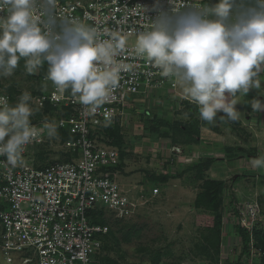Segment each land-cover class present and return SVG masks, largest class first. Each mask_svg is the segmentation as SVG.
I'll use <instances>...</instances> for the list:
<instances>
[{
	"label": "clouds",
	"instance_id": "9594fccd",
	"mask_svg": "<svg viewBox=\"0 0 264 264\" xmlns=\"http://www.w3.org/2000/svg\"><path fill=\"white\" fill-rule=\"evenodd\" d=\"M237 3L218 0L211 7L195 4L199 11L180 14L176 6L172 15L161 12L129 48V37L121 31L106 30L101 38L97 28L76 19L61 18L57 24L51 15L57 0H0V78L12 77L21 61L27 75L47 64L45 78L56 92L70 91L85 113L94 116L119 87L121 72L131 71L124 60L145 58L163 77L176 79L200 119L211 123L222 112L236 121L237 94L260 89L258 76L264 70V0H255V7L230 23ZM32 99L31 92L23 91L12 104L0 94L2 166L22 165L26 146L43 133L58 135L55 121L45 120L41 127L31 123ZM251 108L259 112L264 104L254 99ZM110 120L105 113V126ZM251 162L264 168V157Z\"/></svg>",
	"mask_w": 264,
	"mask_h": 264
},
{
	"label": "built area",
	"instance_id": "2783aa9c",
	"mask_svg": "<svg viewBox=\"0 0 264 264\" xmlns=\"http://www.w3.org/2000/svg\"><path fill=\"white\" fill-rule=\"evenodd\" d=\"M216 3L214 0H57L51 15L57 24L61 18H69L95 27L101 38H106V30L121 31L128 35L131 48L136 36L161 12L172 15L177 6L179 13L184 14L199 11L195 4L211 7ZM233 11H238L235 17L240 16L239 6ZM37 15H40L39 6ZM124 63L132 65L131 71L121 72L119 87L94 116L85 113L70 91L56 92L46 78V87L33 95L32 105L39 113H34L31 123L41 127L45 120L55 121L58 129H69L75 139L62 140L59 135L49 138L45 132L38 142L26 146L22 165L15 168L0 165V244L8 263L14 262L16 255L22 264H94L103 245L101 237L109 226L93 223L92 212L105 208L119 217H132L138 202L146 198L143 187L131 193V189L116 180L119 171L110 170V166L119 163L120 149L102 140L105 136L100 133L107 127L105 113L111 118L108 126L120 124L139 96L148 97L169 88L175 90L177 82L173 77H163L145 58L128 56ZM0 94L6 95L11 103L9 93ZM49 104L53 108L47 112ZM54 143L59 148L49 149V144ZM54 154L57 156L53 157ZM159 192L160 186L155 185L150 194ZM239 219L253 235L254 230H261L263 209L243 205L239 207ZM251 243L254 247L253 240ZM260 253L264 256V252ZM251 254H255L252 249Z\"/></svg>",
	"mask_w": 264,
	"mask_h": 264
},
{
	"label": "rangeland",
	"instance_id": "374dc122",
	"mask_svg": "<svg viewBox=\"0 0 264 264\" xmlns=\"http://www.w3.org/2000/svg\"><path fill=\"white\" fill-rule=\"evenodd\" d=\"M246 9L241 7V14ZM232 13L230 23L238 17H235L238 11ZM38 72L27 75L15 71L12 77L0 78V92H12L16 101L23 91L31 92L33 97L39 88L35 77ZM258 79L261 88L250 89L249 97L237 94L235 107L239 119L236 121L222 117V112L211 123L200 119L197 106L185 103L187 99L183 98L178 83L175 90H158L148 97L141 95L132 103L128 116L120 122L126 136L123 148L127 156L124 170L116 174V180L133 194L143 187L146 198L138 202L132 217L120 220L112 210H106L105 216L119 239L109 252L115 264H262L258 253L261 249L256 246L251 248L254 255L243 254L235 214L243 205L264 210V168H254L251 162L253 158L264 157V110L257 113L251 109L255 113L251 118L248 117L251 110H242L254 99L264 98L261 74ZM31 106L34 113H39L32 101ZM156 117L179 125L198 124V141L187 137L184 131L168 127L151 133L147 126ZM48 148L59 147L54 143ZM210 158L216 161L204 176L226 181L221 193L219 230L215 227L214 210L195 204L201 190L196 164L206 163ZM161 174H169L171 178L160 181V192L152 195L150 191L155 184L151 175ZM259 225L262 231L263 219ZM132 226L136 228L130 240H125ZM109 243L115 244L112 240ZM14 258V262L8 263L0 244V264H22L16 255Z\"/></svg>",
	"mask_w": 264,
	"mask_h": 264
},
{
	"label": "trees",
	"instance_id": "16d2710c",
	"mask_svg": "<svg viewBox=\"0 0 264 264\" xmlns=\"http://www.w3.org/2000/svg\"><path fill=\"white\" fill-rule=\"evenodd\" d=\"M217 1L218 0H214ZM237 6L251 8L255 7V0H238ZM23 61L20 62V66L17 68L16 72H25L23 68ZM47 71V64H45L43 67L39 69V72L37 75H35L36 79H38V85L39 88L34 92V95L41 92L45 87L46 84L44 83L45 74ZM9 95L11 97V103L15 104V96L12 94V92H9ZM155 94V93H154ZM186 104L189 103V100L187 99ZM53 108L52 105H46V111H50ZM40 115V114H38ZM32 118V117H31ZM148 130L157 132L162 127H168L173 128L174 130H181L187 133V137L190 139H193L195 141H198V138L200 136V130L198 124H194L193 122L190 125H185L181 123H171L168 119H160V118H153L151 121V125H148ZM151 129V130H150ZM58 135L62 138V140H69V139H75V136L70 133L69 129H57ZM99 133V132H98ZM105 136V139H102L106 144L117 147L120 149V157H119V163L116 165L110 166V170L112 171H123L124 167L126 165L125 158L127 156L126 150L123 148V144L125 142V134L123 133V129L121 128V125L119 123L112 124L110 126L105 127L101 133ZM253 149V148H252ZM66 156V155H65ZM68 158L70 159L71 156L69 154ZM216 158H210L206 163H198L197 166V179L201 181V190L197 195L195 204L199 207H205L210 208L214 210V213L216 215V222L215 227L219 230L222 226V204H223V198H222V190L223 187L226 185V181L222 179H216V178H206L204 176V172L215 163ZM193 166V165H191ZM150 175V174H149ZM151 178L153 179V182L155 185L159 186L160 181H168L171 176L169 174L164 175H151ZM236 181L238 179H235ZM264 213V210H263ZM107 214V211L105 208H99L95 209L92 212V222L95 224H101V225H107L109 226V230L106 234H104L101 239L103 240V245L101 250L99 251L98 255H96V262L94 264H115V259L109 255V252L115 248L116 243L119 242L118 237L116 236L113 229L110 227L109 220L105 216ZM116 214V213H115ZM235 214L238 216V223H237V230L241 237V243L243 247V254H250L253 240V245L256 246L258 249H261V252H264V229L261 230H254L253 235L251 231L245 227L242 222L239 219V211H235ZM121 220V217H118ZM136 227H131L129 229V232L125 236V240H130V237L132 235V231H134ZM109 240H112L115 242L114 246L110 245ZM261 256H259L260 261H262V264L264 263V256L259 252Z\"/></svg>",
	"mask_w": 264,
	"mask_h": 264
},
{
	"label": "crops",
	"instance_id": "0c3cea01",
	"mask_svg": "<svg viewBox=\"0 0 264 264\" xmlns=\"http://www.w3.org/2000/svg\"><path fill=\"white\" fill-rule=\"evenodd\" d=\"M260 74H261V78H262V80H263V82H264V70H262L261 72H260ZM252 91H250V92H248V95H246V97H249L251 94ZM261 96V95H260ZM259 100L261 101V100H263V102H264V98L263 97H259ZM262 102V101H261ZM246 103H248L247 102V100H246ZM251 103V102H250ZM248 108V110H251L252 108H251V104H249L248 103V106L246 107V108H244V109H242V110H246ZM257 112V111H256ZM258 113V112H257ZM255 114V113H254ZM254 114H253V111L251 110V111H249V115L250 116H248V117H250L251 118V116H254Z\"/></svg>",
	"mask_w": 264,
	"mask_h": 264
}]
</instances>
